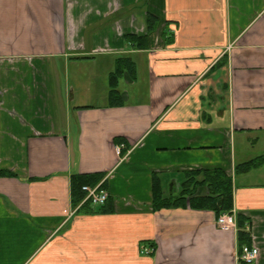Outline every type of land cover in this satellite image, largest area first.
<instances>
[{
    "label": "crops",
    "instance_id": "obj_1",
    "mask_svg": "<svg viewBox=\"0 0 264 264\" xmlns=\"http://www.w3.org/2000/svg\"><path fill=\"white\" fill-rule=\"evenodd\" d=\"M262 156L264 0H0V264H244L203 174L185 185L205 171L264 264V162L238 170Z\"/></svg>",
    "mask_w": 264,
    "mask_h": 264
},
{
    "label": "trees",
    "instance_id": "obj_2",
    "mask_svg": "<svg viewBox=\"0 0 264 264\" xmlns=\"http://www.w3.org/2000/svg\"><path fill=\"white\" fill-rule=\"evenodd\" d=\"M155 21L156 18L153 15H149V27L150 30L155 29ZM129 40L132 42H139L142 41V38H137L136 36H130ZM141 46V45H139ZM135 64L130 60V59H122L117 62V67L116 71L114 74L111 75L110 78V84H111V98H116L119 95V92L117 90L118 87V80L126 73L128 72L132 77L135 75ZM264 162V156L259 157L253 161H250L246 164H243L239 166L238 170H249L253 166H257L260 163ZM203 174L204 180L201 182L202 184H206L209 188V191L211 195H216V198L213 197H208V198H203L201 206L202 208L205 209H212L218 214V216H221L222 213L228 212L232 210L233 207V191H232V185H231V179H229L223 171H215V172H193L190 173V177L185 183L188 185H194V184H199L195 183L196 179L198 176ZM0 176H13L12 174H9L7 172L0 173ZM96 176V175H95ZM95 176H79L75 180H73V194L74 190L76 189V186L78 184V190L80 193V200L84 199L86 196V193L82 191L83 186L85 184L95 186L100 179L99 177ZM188 193L191 195L195 194V189H192L191 191L188 189ZM75 197V196H74ZM76 201V198H75ZM194 199H191V205L193 204ZM178 206L176 202H170V200H163L162 196L159 192L155 194V203L154 207L156 210L162 209V208H167V207H175ZM201 208V209H202ZM247 219H245L242 216L237 217V225L239 228H241V234H240V249L244 245H248V242L246 239L248 238V234L245 233L244 226L247 223Z\"/></svg>",
    "mask_w": 264,
    "mask_h": 264
},
{
    "label": "built area",
    "instance_id": "obj_3",
    "mask_svg": "<svg viewBox=\"0 0 264 264\" xmlns=\"http://www.w3.org/2000/svg\"><path fill=\"white\" fill-rule=\"evenodd\" d=\"M86 201L94 208L104 207L109 200V193L100 185L96 187L84 186ZM218 226L223 230L236 229L237 217L234 213L222 214L217 220ZM154 249L144 250L143 254H152ZM260 251L256 246L244 245L239 251V260L244 264H255L258 261Z\"/></svg>",
    "mask_w": 264,
    "mask_h": 264
}]
</instances>
